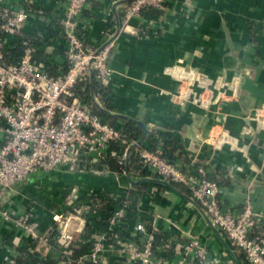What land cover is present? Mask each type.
Returning <instances> with one entry per match:
<instances>
[{
	"label": "crops",
	"instance_id": "1",
	"mask_svg": "<svg viewBox=\"0 0 264 264\" xmlns=\"http://www.w3.org/2000/svg\"><path fill=\"white\" fill-rule=\"evenodd\" d=\"M129 1L90 0L81 17L83 38L94 49L103 43L105 33L117 35L110 54L113 76L111 98L102 112L105 120L117 126L133 125L139 130L138 140L143 137L141 148L161 146L184 167L207 164L221 187V199L233 211L241 210L249 199L254 211L264 212V0H165L161 13L146 10L124 29L122 8ZM66 3L4 0L9 8L30 12L20 34L9 37L5 47L12 48L20 39L33 40L37 60L52 71L60 69L66 44L58 19ZM174 64L207 76L205 83L191 84L202 101H210L207 108L177 98L179 86L169 76ZM134 121L154 129L145 134ZM247 127L252 132L243 133ZM214 137L219 141L212 144ZM131 179L99 167L89 173L39 171L0 196V211L21 216L31 208L42 235L53 215L64 209L72 187L85 202L102 195L104 213L109 212L110 195L124 197L130 203L131 221L149 226L156 217L161 235L172 236L177 227L197 235L218 257V264H245L243 253L208 226L203 211L188 201L183 187L168 186L148 173ZM88 234L87 228L78 237ZM46 245L42 253L32 254L38 241L0 217V264H57L62 255L55 233ZM178 259L166 250L164 260Z\"/></svg>",
	"mask_w": 264,
	"mask_h": 264
},
{
	"label": "built area",
	"instance_id": "2",
	"mask_svg": "<svg viewBox=\"0 0 264 264\" xmlns=\"http://www.w3.org/2000/svg\"><path fill=\"white\" fill-rule=\"evenodd\" d=\"M89 1L67 0L58 19L66 44L64 63L52 71L46 63L34 59L35 48L29 45L19 63L5 61L6 40L20 34L30 12L26 8H9L0 0V196L39 171L89 173L102 165L100 169L106 173L125 175L126 152L138 139L132 138L125 126L104 122L92 110V106L107 109L111 98L110 54L117 35L105 33L103 43L95 49L86 42L80 23ZM164 2L130 0L122 8L121 26L128 28L133 18L148 9L161 13ZM91 71L100 93L93 94L92 105H87L76 96L75 85L88 79ZM177 98L192 100L203 108L210 104L195 95L188 83L179 85ZM150 127L152 131L154 126ZM210 139L212 144L219 141L216 137ZM112 144L122 148L120 155L108 154ZM135 150L140 165L132 168L129 164L132 178L148 173L161 183L183 187L193 202L190 203L203 211L209 224L243 253L245 264H264V212L254 211L249 199L239 211L225 206L221 187L203 162L184 167L161 146L141 148L137 144ZM108 158L116 160L117 170L102 164ZM101 196L85 202L77 188H70L64 209L53 215L52 224L42 235L31 208L21 216L1 210L0 217L11 222L17 232L38 241L35 250H30L32 254L42 253L47 238L55 233L62 255L57 264L219 263L195 234L174 227L172 236L161 235L156 217L149 226L131 221L127 198L110 195L109 212H101ZM87 228L88 236L79 238ZM166 250H172L178 261L164 260Z\"/></svg>",
	"mask_w": 264,
	"mask_h": 264
},
{
	"label": "trees",
	"instance_id": "3",
	"mask_svg": "<svg viewBox=\"0 0 264 264\" xmlns=\"http://www.w3.org/2000/svg\"><path fill=\"white\" fill-rule=\"evenodd\" d=\"M148 10H151V9H148ZM152 10H154V9H152ZM28 45L35 48L34 59L37 60V55H36L37 43L33 40H30V39H20L19 41H17L15 43V45H12V48L4 47L3 53H4L5 61L9 64L19 63V61L21 60V58L24 54V49ZM99 93H100L99 87L94 82V80L91 82L89 78L82 80L75 85L76 96L78 97V99H81V101H83L87 105H92L91 104L92 95L93 94L97 95ZM92 110L95 113H97L104 122H107L101 111L96 110L93 106H92ZM110 124H112V123H110ZM112 125H114V124H112ZM125 129L128 132V134L131 135L132 138L138 139V137H139L138 128H135L133 125L129 124L125 127ZM108 151H109L108 154L111 152H115V153H118L120 155L122 153V148H120L117 144H112L109 147ZM102 164L109 165V168L111 170H117L118 169V165L116 163V160H113L112 158H108ZM129 164H130V167H132V168H137L140 165L138 157L136 156V154L130 156V163ZM101 166L102 165H97L96 167L100 168Z\"/></svg>",
	"mask_w": 264,
	"mask_h": 264
},
{
	"label": "water",
	"instance_id": "4",
	"mask_svg": "<svg viewBox=\"0 0 264 264\" xmlns=\"http://www.w3.org/2000/svg\"><path fill=\"white\" fill-rule=\"evenodd\" d=\"M224 29V33H225V36H226V39H227V42H228V45L230 47V49H232V42H231V39H230V35H229V32L227 30V28L224 26L223 27ZM169 76L173 79V81H175V83L179 86L180 84L182 83H188V84H193V83H200V82H204L207 81V76L205 74H202L201 72H199V70L195 69V68H192V67H181L177 64H174L172 66L169 67ZM89 79L90 81L92 82L93 81V73L92 71L90 72V76H89ZM209 84V82L207 83ZM198 93L195 92V95H197ZM198 96V95H197ZM183 102L185 100H182ZM192 101V100H191ZM98 111H101V112H104L105 110L104 109H101L100 107H96ZM134 123L137 125V127L141 128L145 134L148 132L147 129L149 130V128H147V126L145 127L144 124L142 122H136L134 121ZM257 129L259 130L260 127L257 126ZM249 132H252V128L250 127H247L243 130V133H249ZM142 139H139L137 141V144H140L142 142ZM133 145L131 146L127 152H126V159H125V168H126V172H125V176L128 177L129 181L132 182V179H131V176L129 175V172H128V167H129V163H130V153L132 151V149L136 148V145ZM163 184H166L168 186H170L169 183H166V182H162ZM189 202L193 203L191 199L188 200ZM196 205V204H194ZM207 221V219H206ZM207 224H209V222L207 221ZM209 226L213 229H215L213 226H211L209 224Z\"/></svg>",
	"mask_w": 264,
	"mask_h": 264
}]
</instances>
